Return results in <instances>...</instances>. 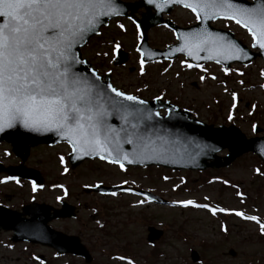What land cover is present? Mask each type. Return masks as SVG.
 I'll return each instance as SVG.
<instances>
[{
	"label": "rangeland",
	"instance_id": "rangeland-1",
	"mask_svg": "<svg viewBox=\"0 0 264 264\" xmlns=\"http://www.w3.org/2000/svg\"><path fill=\"white\" fill-rule=\"evenodd\" d=\"M170 18L181 27L197 23L194 15L182 8L173 10ZM118 25H123L124 30ZM213 25L231 31L251 47V37L235 23L217 21ZM147 34L153 49L164 50L177 43L175 34L165 28H152ZM140 40L132 21L117 20L88 44L83 55L100 75L109 74L113 84L125 93L147 100L159 96L190 111L194 118L208 125H234L247 138L264 136L262 60L257 59L248 66L233 64L230 68L203 65L201 68L206 71H201V68H187L188 62L178 58L144 66V75H140L137 52ZM114 45L128 53L126 65H113L117 49ZM225 70H229L227 74ZM201 76L205 79L201 80ZM233 92L236 93L235 102ZM229 113L232 120L228 119ZM253 125L259 128L257 133ZM70 152L65 144L32 150L26 165L41 172L45 182L43 187H37L34 192L32 183H17L18 180L0 177V181H4L0 183V203H8L14 208L36 196L38 203L56 208L61 201L80 205L77 219L56 220L51 225L58 231L81 237L93 254L94 260L90 264H126L110 259L111 256L130 258L134 264H198L193 258L195 251L200 255V264H264V236L260 235L257 224L244 222L232 214L213 216L205 209L185 208L175 203L193 200L256 215L264 221V175L255 171L259 169L264 173V163L251 153L244 154L225 170L192 173L155 167L121 171L117 165L96 159L86 160L72 169L68 162ZM227 154L225 149L218 155L225 157ZM61 156L64 157L63 164L60 163ZM0 162L5 166H18L21 161L11 152V147L3 143L0 145ZM64 168L68 172L65 173ZM98 184L146 189L175 206L144 203L130 207L142 199L129 193L112 197L83 192ZM237 192L241 196H237ZM149 227L162 230L164 234L155 248L147 243ZM23 248L19 245L9 250L0 245V264H87L72 256L59 258L44 247ZM230 249H235L238 256L232 258L224 254Z\"/></svg>",
	"mask_w": 264,
	"mask_h": 264
},
{
	"label": "snow or ice",
	"instance_id": "snow-or-ice-1",
	"mask_svg": "<svg viewBox=\"0 0 264 264\" xmlns=\"http://www.w3.org/2000/svg\"><path fill=\"white\" fill-rule=\"evenodd\" d=\"M174 2L182 3L185 9L191 11L198 24L212 19L235 23L247 31L253 47L264 49V0H253L251 6L236 0ZM148 3H155V0H148ZM155 6L161 7L158 3ZM115 15H119L115 0H0V132L16 126L27 132H53L67 143L77 158L94 156L117 165L121 171L125 170V162L133 164L140 159H163L168 154L166 145L170 142L167 139L170 133L152 122L158 114L134 107L144 105L146 101L111 84H107L105 89L103 84L95 83L100 81V76L94 70L91 71L92 80L76 68L83 61L74 49L89 33L98 34L103 17ZM118 27L124 30L123 25ZM177 39L181 41L177 51L186 52L196 59L198 52H208L209 60L214 58L213 53L230 60L247 56L235 43L207 28L180 33ZM118 47L114 45V49ZM146 55L151 59L153 54L140 52V75H144L143 58ZM186 67L191 69L194 65L187 63ZM201 71L206 69L201 68ZM261 75L264 76V73ZM212 79L216 78L213 76ZM232 100H236L235 92L232 93ZM110 116H117L122 121L119 129L108 123ZM228 119L232 120L231 113ZM123 144L132 146V151H125ZM5 155L9 153L5 152ZM59 159L63 164L64 157ZM63 171L66 173L68 169ZM255 171L264 175L259 169ZM116 187L132 195H140L122 185ZM36 189L37 185L32 184V190L35 192ZM106 195L116 197L117 192ZM236 195L241 196V193ZM150 202L145 195L129 206L138 207ZM175 203L185 208L205 209L213 216L217 213L235 215L257 224L260 235L264 236V221L256 215L193 200ZM114 259L134 264L132 259L123 256Z\"/></svg>",
	"mask_w": 264,
	"mask_h": 264
},
{
	"label": "water",
	"instance_id": "water-1",
	"mask_svg": "<svg viewBox=\"0 0 264 264\" xmlns=\"http://www.w3.org/2000/svg\"><path fill=\"white\" fill-rule=\"evenodd\" d=\"M236 2L246 4L247 6L252 5V3L244 0H236ZM115 3L119 9V15L103 17L102 25L98 28V33L100 29L106 26L110 20L118 17L134 19L136 12L139 9L144 8L147 13L142 15L141 20H135L136 24L141 30L147 32L153 27L166 25L173 29L178 35L180 33L198 31L207 28V30L212 33L221 34L225 37V40L235 43L247 53V56L241 57L240 60H230L227 59L226 56H217V54L213 53L212 55L214 58L209 60L207 59V56L209 55L208 52H198V59H196L187 55L186 52L177 51L181 45L180 40L179 45L169 48L166 52L150 51L148 49V38L145 34L140 51L144 53H152L153 55L151 59H148L146 55L143 58L144 61H152L155 59H171L174 58V56H176L178 53L185 55L193 64H201L209 61L217 62V59H219L218 63L227 67H229L234 62L248 64L257 57L264 59V49L253 47L255 50H259L260 53H252L240 41L235 40L231 33L218 31L211 28L210 22L215 19L204 21L195 27L184 30L175 26L170 20L163 19L164 13H170V10L174 5H182V3H176L174 0H155V3L151 4L148 3V0H139L135 3H125L121 0H115ZM156 3L160 4L161 7L157 8L155 6ZM151 10H155L156 13L153 14ZM95 35L96 34L89 33L83 40L80 41L77 48L74 49L76 55L80 59V49L86 46L89 40ZM125 59L126 54L121 52L120 61L123 62ZM82 61L83 63L77 65L76 68L85 75L89 76L90 79L94 80V78L91 77V71H93L91 66L87 63V61ZM107 80H109V78H107ZM95 83L103 84L106 89V85L110 84V81L104 83L100 78V81H95ZM107 94L111 95L110 93ZM113 99L119 98L113 97ZM121 102L127 103L124 101ZM134 107L143 108L153 113H157L158 116H154L152 122L156 123L158 127L169 131L170 136L167 137V139L170 142L166 145L168 154L163 159H140L133 164H127L125 162V167L158 166L173 170L196 171H202L208 168L220 169L230 166L234 161H236V159L246 153H254L264 162V155H262V153H264V138L247 139L245 135L235 127L216 128L214 126L206 125L199 120L192 118L190 112L181 110L173 104L169 102H163L159 99L151 102L146 101L144 105H135ZM160 110H165L167 114L165 116L160 115ZM108 123L117 129L122 126V121L119 120L117 116H110L108 118ZM0 142H7L11 144L13 147V152L18 157H20L23 162H25L29 156L31 147H35L42 143L52 145L64 141L53 132H27L23 128L16 126L11 129H6L4 132H0ZM122 147L125 151H132V146L130 145L123 144ZM225 149L228 150L229 154L224 158H220L218 153ZM93 158L96 157L89 156L77 158L74 154H72L70 156V161L73 167H76L84 160ZM1 172H6L12 177L19 176L27 179L33 178L41 183V177L39 173L26 169L24 165L19 167L4 168L0 164V173ZM123 188L126 189V187ZM113 191L117 192L123 190L118 189L117 187L107 188L100 186L87 192L106 194ZM143 194H146L152 198H157L147 192H144ZM157 200L160 199L157 198ZM51 210L53 209L45 205L36 204V206H30L24 209V215H29L31 219H25L23 218V214L10 211L7 208L0 206V230H13L15 232L13 239L14 242L29 240L33 243L36 242L53 247L59 252V254L70 253L73 255L83 256L86 258L87 262L90 261V255L86 248L80 243L79 238L66 236L60 232L54 231L48 226L53 217H56L60 214L66 215L68 217H74L75 209L64 205V209L62 211H55L54 216L50 214ZM151 232L155 231L151 229ZM154 238L155 235H150V240Z\"/></svg>",
	"mask_w": 264,
	"mask_h": 264
},
{
	"label": "flooded vegetation",
	"instance_id": "flooded-vegetation-1",
	"mask_svg": "<svg viewBox=\"0 0 264 264\" xmlns=\"http://www.w3.org/2000/svg\"><path fill=\"white\" fill-rule=\"evenodd\" d=\"M33 202H36V196H34V197H32V198H30V200L29 201H27V202H24V203H21V205L19 206V207H14V208H23L24 207V205H27V204H31V203H33ZM6 204H8V203H6ZM8 205H10V204H8ZM10 206H12V205H10ZM13 207V206H12ZM35 229H36V227H35ZM2 236H6V238H2ZM11 238H12V232H3V231H1L0 232V245H2L4 248L6 247V248H8L9 250H13L15 247H17V246H19V245H23L24 246V248L23 249H25L26 247H33L34 249H36V246H38V245H36V244H31V243H15V244H13L10 240H11ZM82 242L86 245V247H87V244L82 240ZM149 245V244H148ZM38 247H41V246H38ZM149 247H151L150 245H149ZM88 249H89V247H87ZM152 248V247H151ZM52 252H53V254H55V252L53 251V250H51ZM89 251H90V249H89ZM91 252V251H90ZM93 255V254H92ZM114 258V256H111L110 257V259H113Z\"/></svg>",
	"mask_w": 264,
	"mask_h": 264
}]
</instances>
